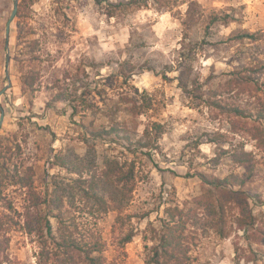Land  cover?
I'll return each instance as SVG.
<instances>
[{
	"label": "rangeland",
	"instance_id": "374dc122",
	"mask_svg": "<svg viewBox=\"0 0 264 264\" xmlns=\"http://www.w3.org/2000/svg\"><path fill=\"white\" fill-rule=\"evenodd\" d=\"M12 9L13 0H0V90L7 83L6 71L10 80L0 96V135L17 161L33 168L38 191L44 190L45 174L67 176L51 164L53 156L68 147L83 154L85 129L107 127L109 121L99 109L117 102L120 94L130 99L123 107L135 103L148 108L136 116L119 115L136 126L139 136L150 123L163 127L151 149L141 151L149 156H134L137 182L133 200L121 214L122 229L121 222L114 224L116 212L98 221L108 261L144 264L145 245L151 244L143 236L160 227L167 201L181 203L201 193L198 173L218 178L242 174L241 167L227 160L209 166L215 156L209 139L217 131L253 153L255 175L248 186L264 201V149L244 135V121L209 105L216 101L253 108L258 98L264 100V91L251 96L246 87L236 95L227 84L250 80L264 89V0H188L168 10L130 9L111 18L93 0H18L7 64L5 28ZM127 57L152 70L124 80L116 70ZM182 68L185 91L178 84ZM33 74L36 81L27 88L24 83ZM96 146L98 151L110 148L102 142ZM23 192L12 186L4 191L18 212ZM260 210L264 212V205L254 207V213ZM50 220L55 226V219ZM130 229L132 240L118 249L117 240ZM240 235L236 229L224 240L209 234L199 240L193 255L199 264H264V248L253 245L254 256L236 237ZM38 250L36 238L15 228L7 264H37Z\"/></svg>",
	"mask_w": 264,
	"mask_h": 264
},
{
	"label": "trees",
	"instance_id": "16d2710c",
	"mask_svg": "<svg viewBox=\"0 0 264 264\" xmlns=\"http://www.w3.org/2000/svg\"><path fill=\"white\" fill-rule=\"evenodd\" d=\"M93 1L104 10L103 15L111 18L130 9L136 11L152 7L160 11L168 10L188 0ZM142 65L127 57L117 64V75L127 81L144 69L152 70ZM183 69L179 71L178 84L185 91L187 82L183 79ZM35 81L33 74L24 85L32 88ZM72 81L75 84L74 76ZM234 82L231 79L227 84L228 90L236 95L247 91L246 87H250L251 96L257 91H264L250 80ZM257 101L258 105L253 108L235 103L222 105L216 101L209 105L244 121V135L263 150L264 100L258 98ZM127 102H130L127 93L120 94L117 102L111 106L104 104V109H99L109 125L85 129L82 142L86 150L83 154L68 147L53 156L51 164L63 170L67 176L45 174L42 192L34 185L33 168L24 167L22 162L17 161L15 153L3 144L6 140L0 135V205H3L0 210V264L9 262L6 251L10 244V233L15 228L36 238L39 249L36 253L37 264H119L116 260L108 261L104 256L106 243L98 228V221L108 213L116 212L114 224L121 222L122 229L124 221L121 214L130 206L137 182L134 156L138 153L149 156V152L141 151L151 149L152 141L163 133L161 124L150 123L139 136L135 125L130 126L127 120L121 121L120 113L136 116L148 109L135 103L123 107ZM209 141L215 146V156L208 160L209 166L215 168L227 160L241 167L242 174L238 176L232 173L218 178L200 172L197 174L201 182L199 195L181 203L167 201L159 218L160 227L150 228V234L143 236L144 241L151 244L145 245L144 264H199L193 255L199 240L209 234L224 240L231 236L233 229L241 232L236 237L246 243V249L254 256L257 252L253 250V245L264 248V212L260 210L254 213V207L264 205V201L259 193L248 186L255 175L253 153L246 151L242 142L229 140L227 133L217 131ZM97 142L107 143L110 148L98 151ZM15 149L19 152L20 145L17 144ZM109 150L117 151L119 156ZM21 168H25L23 172ZM8 186L24 191V204L19 212L4 193ZM50 218L55 219V226ZM134 235L133 229L127 230L117 240V248L122 249Z\"/></svg>",
	"mask_w": 264,
	"mask_h": 264
},
{
	"label": "water",
	"instance_id": "95a60500",
	"mask_svg": "<svg viewBox=\"0 0 264 264\" xmlns=\"http://www.w3.org/2000/svg\"><path fill=\"white\" fill-rule=\"evenodd\" d=\"M18 9V0H13V9L10 13V16L7 20L6 28H5V37H6V42H5V50H6V63L8 64L9 62V45H8V38H9V30H10V24L13 21L14 17L16 16ZM6 78H7V83L1 88L0 90V96L4 94V92L10 87V80H9V75L8 71H6ZM4 119V111L2 110L0 106V128L3 123Z\"/></svg>",
	"mask_w": 264,
	"mask_h": 264
}]
</instances>
